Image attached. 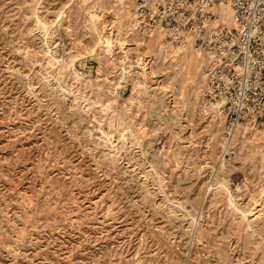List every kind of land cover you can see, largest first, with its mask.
<instances>
[{
	"label": "rangeland",
	"instance_id": "1",
	"mask_svg": "<svg viewBox=\"0 0 264 264\" xmlns=\"http://www.w3.org/2000/svg\"><path fill=\"white\" fill-rule=\"evenodd\" d=\"M127 1L0 0V264H264V125L229 140Z\"/></svg>",
	"mask_w": 264,
	"mask_h": 264
},
{
	"label": "built area",
	"instance_id": "2",
	"mask_svg": "<svg viewBox=\"0 0 264 264\" xmlns=\"http://www.w3.org/2000/svg\"><path fill=\"white\" fill-rule=\"evenodd\" d=\"M222 2L231 6L232 26L221 15ZM132 10L144 34L158 29L207 55L202 108L222 113L229 140L250 117L264 125V0H134Z\"/></svg>",
	"mask_w": 264,
	"mask_h": 264
},
{
	"label": "bare ground",
	"instance_id": "3",
	"mask_svg": "<svg viewBox=\"0 0 264 264\" xmlns=\"http://www.w3.org/2000/svg\"><path fill=\"white\" fill-rule=\"evenodd\" d=\"M124 5H126V8H128V18H129V21H130V27H129V32L130 33H133L134 31H136V32H138V34L139 35H142V36H140V37H137V36H133L132 38H131V40H129L127 43H128V45H129V47L131 48V49H133V50H135L137 47L138 48H140V46L146 41L145 39V37H150V40L149 41H153L154 43H156L157 45H156V47L153 49V50H151V52L149 53V54H143V53H141L142 54V56H146L147 57V55H149V57L150 56H152V55H158L159 54V52H161V50L165 47V46H167V45H171L172 46V48L175 50V49H177V48H181V47H184V48H187V47H189V46H186V45H183V44H181V43H178L177 45H174V44H172V41L171 40H167V39H165V35H164V33L163 32H161L160 30H158V29H153L150 33H148V34H144L141 30H140V27H138V23H137V19L135 18V14H134V12H133V10H132V7H133V5H134V0H128L126 3H124ZM130 8V9H129ZM220 12H221V15L222 16H224L225 18H227V20H228V23H229V25L230 26H232L234 23H233V19H232V9H231V6H230V4L229 3H227V2H222L221 4H220ZM106 12V11H105ZM132 13V14H131ZM146 35V36H145ZM128 38V37H127ZM168 43V44H167ZM172 48H171V50H172ZM137 51H140V49H136V52ZM203 51H200L199 50V52H197V54L200 56V55H203ZM205 55V54H204ZM148 58V57H147ZM147 58H145L144 60H147ZM146 66V65H145ZM144 66V67H145ZM135 67V66H134ZM145 68H147V67H145ZM136 69V68H135ZM138 69V68H137ZM142 70V69H141ZM131 72H130V75H131V77H132V79H134L135 81H137V78H139V76H137V73L138 74H140L138 71H136V70H133V69H131L130 70ZM133 80V81H134ZM163 94H161V93H159V96H158V101H160V102H162V105H165V92L162 90L161 91ZM161 104V103H160ZM168 107V106H167ZM202 109V114L203 115H205L206 114V110L205 109H203V108H201ZM210 114H212L214 117H216L217 119H220L221 121H223L224 119H223V115H222V113L218 110V109H213L212 111H211V113ZM244 122H248L249 124H254V118L253 117H250V118H248L246 121H243V122H241L238 126H237V128H236V130H235V132H234V135L236 134V133H238V132H236V131H238V127L239 126H241V124L242 123H244ZM234 135H233V137H234Z\"/></svg>",
	"mask_w": 264,
	"mask_h": 264
}]
</instances>
